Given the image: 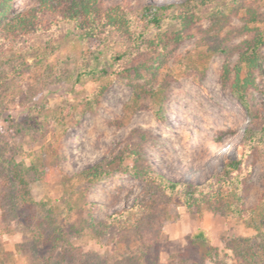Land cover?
I'll return each instance as SVG.
<instances>
[{
  "label": "rangeland",
  "instance_id": "374dc122",
  "mask_svg": "<svg viewBox=\"0 0 264 264\" xmlns=\"http://www.w3.org/2000/svg\"><path fill=\"white\" fill-rule=\"evenodd\" d=\"M102 1L104 8L127 10L130 29L138 31L146 6L153 11L185 0ZM36 3L13 0L11 12ZM240 4L252 5L255 22L245 21L243 8L235 11ZM220 10L225 18L213 15ZM245 24L251 29L228 34ZM85 25L47 14L43 31L13 36L0 30V264H42L32 226L19 218L15 169L28 182L38 220L62 225L68 253L50 264H179L187 238L198 229L217 250L207 264H264V205H258L264 188V0L201 6L177 42L167 40L180 30L177 21L150 22L140 45L117 61L114 53L127 48L126 35L98 25L92 37ZM255 31L263 42L247 110L221 79L225 57L209 47L218 35L234 45ZM228 61L236 64L238 54ZM128 142L141 146L156 172L207 191L225 193L220 175L242 158L238 196L244 215L208 207L198 215L176 192L161 197L165 216L158 232L153 227L137 236L127 225L120 239L97 234L90 221L111 219L152 193L126 168L129 159L123 166L113 159ZM95 164L106 170L104 177L94 184L82 180L79 172ZM130 216L119 222L127 224ZM234 238H246L242 244L252 249V259L230 248Z\"/></svg>",
  "mask_w": 264,
  "mask_h": 264
},
{
  "label": "trees",
  "instance_id": "16d2710c",
  "mask_svg": "<svg viewBox=\"0 0 264 264\" xmlns=\"http://www.w3.org/2000/svg\"><path fill=\"white\" fill-rule=\"evenodd\" d=\"M13 0H0V30H3L7 35H18L37 31H43V23L45 15L52 14L66 19H80L87 28V34L96 37L101 26H107L110 30H114L117 34L126 35L129 39L127 48L123 51L114 53L113 59L119 60L123 58L128 51L136 49L143 40L146 26L152 22L157 25L161 21H177L180 25V30L171 34L167 40L173 39L175 42L183 38L184 31L194 21L197 14V9L206 4H211L215 0H185L180 3H168L162 6L155 7L153 11L146 6L144 11H148L147 19L143 26L138 31L131 30L128 11L120 5L103 7L102 0H37L36 5L25 8L19 12H11ZM240 8L245 11V21L247 23L255 22L257 15L250 4H240L235 8L238 12ZM213 15H220L225 18L224 11H216ZM139 18V17H138ZM55 20V17L51 19ZM143 20V19H138ZM98 23H95L97 22ZM96 24V25H95ZM251 28L245 24L242 28L229 30L228 34L234 35L235 32L244 33ZM97 30V31H96ZM160 37L159 39H162ZM229 36H216L218 42H213L210 45V50L222 54L225 61L221 67V79L223 82L229 83L232 93L241 102V104L249 110L247 100V90L255 85L254 70L260 67L259 47L263 42L262 33L255 31L251 38L242 40L234 45H228L226 42ZM234 53L238 54V61L231 65L228 61ZM231 74L233 77L231 78ZM262 135L264 134V120L262 123ZM252 135L250 138H255ZM257 138V137H256ZM249 141L248 144H250ZM252 146V145H251ZM142 148L138 143L128 142L123 144L116 151L114 160L120 166H123L124 161L129 159L131 164L128 168L135 176L139 177L144 183L148 192H152L149 197L145 196L138 200L130 207L124 208L122 211L114 212L111 219L99 221L97 225L89 222L92 229L97 234L111 236L113 238H122V232L126 226L129 232L140 236L144 231L152 230L153 227H160V223L164 219L165 203L161 201V197H169L173 193H180L183 198L185 207L189 210H195L198 215H201L203 207L213 208L221 214L228 212L243 216L242 207L239 201L238 191L241 189V181L239 180V170L242 165V158H236L227 163L220 175L219 180L226 183L227 191L224 193L221 189L204 190L201 185L192 183H181L170 180L161 173L153 170L149 162L142 156ZM21 170H14V180L16 181V196L18 203V213L21 223L27 224L32 230L35 250L42 254L39 256L42 264H50L51 260L57 255H66L68 249L64 247V235L62 225L48 219L39 221L34 212V205L37 204L30 194L28 182L20 174ZM106 170L100 165H92L84 168L79 172L82 180L88 183H96L104 177ZM230 196L234 200H227ZM160 199V200H159ZM264 205V188L260 197L259 204ZM255 205L251 210H254ZM160 206V207H158ZM133 211V214L131 213ZM160 212V215H158ZM127 218V224L120 223L119 220ZM264 220V214H261ZM93 221V220H92ZM44 223H47V229H44ZM155 228L158 232L160 229ZM188 246L182 252V259L179 264H207L211 262L214 256L217 255V250L210 243L209 238L203 229H198L188 238ZM246 238H234L231 242L234 246L230 248L238 252L244 260H250L253 257V251L250 247L243 245ZM187 259V260H186Z\"/></svg>",
  "mask_w": 264,
  "mask_h": 264
}]
</instances>
